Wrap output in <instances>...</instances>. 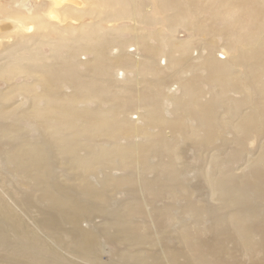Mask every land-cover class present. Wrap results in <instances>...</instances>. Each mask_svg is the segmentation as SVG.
<instances>
[{"label":"bare ground","instance_id":"bare-ground-1","mask_svg":"<svg viewBox=\"0 0 264 264\" xmlns=\"http://www.w3.org/2000/svg\"><path fill=\"white\" fill-rule=\"evenodd\" d=\"M1 127L17 151L9 161L30 186L23 209L0 197L3 246L37 241L34 249L73 264H211L180 249L188 233L179 223L169 220L174 252L154 220L156 239L138 231L134 193L116 196L134 183L171 188L172 176L159 177L168 185L148 176L149 156L177 158L186 142L207 147L195 168L237 163L231 173L244 179L264 165V0H0ZM218 143L234 151L228 160L209 150ZM181 164L167 167L179 176ZM230 180L214 173V195L237 201L240 223H250L255 189L224 185ZM238 217L234 231L253 252ZM102 239L119 247L115 260L104 261Z\"/></svg>","mask_w":264,"mask_h":264},{"label":"rangeland","instance_id":"rangeland-1","mask_svg":"<svg viewBox=\"0 0 264 264\" xmlns=\"http://www.w3.org/2000/svg\"><path fill=\"white\" fill-rule=\"evenodd\" d=\"M180 36L184 38L186 34H181ZM134 53L139 52L136 51ZM198 53L199 52L196 51L194 56H197ZM219 56L220 58L224 57V55L220 54ZM161 63L163 66L165 65L164 60ZM3 85L4 84H1V86ZM177 86V84H174L173 88H171V92L175 91ZM133 118L137 119V114L133 115ZM36 125L44 129V126L41 124L36 123ZM20 126L23 128L31 127V124L24 121ZM0 132L5 133L2 127L0 128ZM188 145L187 142L182 145L181 151L183 155L177 158L175 156L168 157V154H154L149 156L154 167L148 176L153 178L154 184L158 183L159 185H168L167 182L159 178L162 174L168 177L172 176L174 184L171 188L168 190L159 188L152 193L149 188H146V185H136L134 183L126 186L127 189L124 194H119L116 198L118 201L128 200L129 193L132 191L138 205V210L134 215V218L137 219L138 231L143 233L149 232L151 237L156 239L157 233L152 222V220H154L159 235L165 237L164 244L171 252H174L176 248V241L171 238L172 229L169 226V220L184 226L188 233V242L184 247L180 248L182 251L188 249L195 256L207 254L211 264H264V165L257 169L246 171V177L244 179L241 178L243 174L241 172L231 173L233 166L237 163L234 165L228 162L225 163L220 167L222 171L218 169H207L202 166H200V168H195L196 160L199 158L197 156L200 152L201 154H206L207 147L204 148V145H200V147L190 148ZM208 147L209 150L220 148L222 154L221 158L223 160H228L229 156L233 155L234 152L230 146L222 143ZM249 147L250 149L253 148L251 144ZM16 155L17 151L13 144V140L7 136L1 137L0 197L10 203H19L18 205H21L23 209L26 201L25 195H28L27 193L30 186H28L29 181L20 173L18 166L11 164L9 161L10 157L12 158ZM145 159L146 158H143L140 163L144 164ZM171 159H176L178 164L182 163L180 165L179 176L178 167H167ZM164 169H170L171 172L168 173ZM221 172L222 176L231 179L228 182L225 181L224 185H236L239 181H245L249 188L253 187L255 189L252 190L256 192V200L246 204L248 210L257 211L252 222L247 223L243 221V223H240L238 217L240 210L236 207L237 201H228V197L225 193H220V198L214 195L215 193L211 187L210 177L213 176L214 173ZM228 173L231 174L228 175ZM71 178V174H66L61 180H66L70 185H75L71 182ZM151 187H153V185ZM258 193L259 195H257ZM7 198H9V200ZM11 198H13V200ZM149 209L155 210L152 212L153 219L151 218ZM35 210L32 209L31 211L34 219H36L35 216L37 217L40 215L38 210V213L35 212ZM42 217L41 215V218ZM237 217L239 223L243 225L244 231L257 242V248L253 252L245 251L244 247L241 245L239 235L237 236L234 231V219ZM37 218L40 219V216ZM96 223L101 224L102 220H96ZM83 226L86 227L88 224L84 223ZM7 242H9L11 246H3L2 239H0V258H2L0 261L5 259V263L0 262V264L15 263L16 261L23 264H29L34 261L41 264H73L65 258L62 259V257L52 255L50 252H46L45 255L44 251L34 249L33 244L36 246L38 244L37 241L29 243L28 241L24 242V239L21 238H8ZM18 244H25L26 248L24 247V250H26L23 253L16 252L15 246ZM29 244L31 245L28 246ZM102 244L105 249V254L103 256L104 261L109 262L110 260H115L119 247L115 244H110L106 239H102ZM29 249L31 251H29ZM29 252H32V256ZM17 255L21 256L18 257ZM22 257H29L30 259L22 260Z\"/></svg>","mask_w":264,"mask_h":264}]
</instances>
